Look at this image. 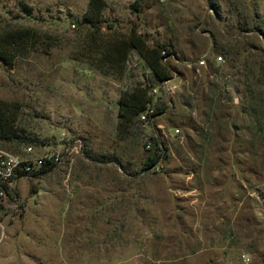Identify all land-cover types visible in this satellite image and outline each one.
<instances>
[{"label": "rangeland", "instance_id": "rangeland-1", "mask_svg": "<svg viewBox=\"0 0 264 264\" xmlns=\"http://www.w3.org/2000/svg\"><path fill=\"white\" fill-rule=\"evenodd\" d=\"M89 1L0 0V33L59 39L0 63V102L21 103V133L62 157L0 196V264H264V0H105V32L173 50L163 113L123 136L122 93L155 81L136 53L120 79L79 56Z\"/></svg>", "mask_w": 264, "mask_h": 264}, {"label": "trees", "instance_id": "trees-1", "mask_svg": "<svg viewBox=\"0 0 264 264\" xmlns=\"http://www.w3.org/2000/svg\"><path fill=\"white\" fill-rule=\"evenodd\" d=\"M138 5V3H137ZM134 6V8L137 7ZM105 0H90L88 9L80 24L89 28V33L79 56L99 71L102 75L113 78H123L128 61L136 53L150 69L154 85L137 86L131 91L123 92L118 102V135H129L136 126L142 124L140 115L152 102L150 91L153 87L172 80L173 68L168 63L173 57V50L166 43L148 44L147 37L140 34L136 28L128 33H118L103 30V12ZM26 11L30 8L25 7ZM59 45L56 36L43 33L34 28H17L0 33V63L13 66L18 59H25L33 52L41 51L49 54L51 49ZM255 57L250 54L249 58ZM248 78L255 77L252 67L245 65ZM264 69V66L262 67ZM23 105L19 102H0V143L17 144L18 148L11 152L22 153L28 146H35L33 140L27 139L18 128V121ZM156 110V116L162 114ZM149 158L145 165L149 168L156 166L162 159L163 146L155 142L148 150ZM52 168H43L37 174L49 172Z\"/></svg>", "mask_w": 264, "mask_h": 264}, {"label": "built area", "instance_id": "built-area-1", "mask_svg": "<svg viewBox=\"0 0 264 264\" xmlns=\"http://www.w3.org/2000/svg\"><path fill=\"white\" fill-rule=\"evenodd\" d=\"M222 58H218L221 60ZM205 61L200 60L199 64L203 65ZM194 64L189 63L188 67L192 68ZM176 85L172 80L166 81L153 87L150 91L153 100L147 105L146 110L140 115V120L143 123L154 121L156 116L155 101L161 100L163 96H168L174 93ZM178 133V130H176ZM150 148V146H148ZM62 157L59 154L47 152L41 154L37 152L36 146H28L22 153L16 154L10 150L0 147V196L6 193L16 179L26 178L40 172L43 168H52L59 164Z\"/></svg>", "mask_w": 264, "mask_h": 264}]
</instances>
